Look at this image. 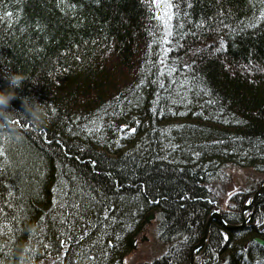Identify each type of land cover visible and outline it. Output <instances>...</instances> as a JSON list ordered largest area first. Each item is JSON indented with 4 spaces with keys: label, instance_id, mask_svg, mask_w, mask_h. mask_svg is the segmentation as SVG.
<instances>
[{
    "label": "trees",
    "instance_id": "trees-1",
    "mask_svg": "<svg viewBox=\"0 0 264 264\" xmlns=\"http://www.w3.org/2000/svg\"><path fill=\"white\" fill-rule=\"evenodd\" d=\"M0 91V264H124L152 213L189 264L264 185V0H0ZM250 211L197 264H264Z\"/></svg>",
    "mask_w": 264,
    "mask_h": 264
},
{
    "label": "rangeland",
    "instance_id": "rangeland-1",
    "mask_svg": "<svg viewBox=\"0 0 264 264\" xmlns=\"http://www.w3.org/2000/svg\"><path fill=\"white\" fill-rule=\"evenodd\" d=\"M236 178V172H232L228 178L218 179L210 184L214 195L217 197V202L221 203V205L218 204V207L229 203L232 189L239 186ZM156 223L157 221L154 217L148 222L146 229L136 237V244L127 254L124 264H144L148 261L151 262L164 253L165 244L157 235Z\"/></svg>",
    "mask_w": 264,
    "mask_h": 264
},
{
    "label": "water",
    "instance_id": "water-1",
    "mask_svg": "<svg viewBox=\"0 0 264 264\" xmlns=\"http://www.w3.org/2000/svg\"><path fill=\"white\" fill-rule=\"evenodd\" d=\"M263 192H264V185H261V187L257 190V192L255 194H253V196L244 204V206L242 208V219L243 220L241 223H239L240 226H244L247 224L248 219L251 215V213H249V209L257 203L259 196ZM154 217H155L154 213L150 214V216L148 217V222H150ZM214 221H219L226 228H233L234 227V224L228 223L224 220L220 210H218V209L213 210L206 220L203 236L201 237L199 243L196 244L191 251L189 264H197L199 251L204 246V244L207 242L209 235H210L211 225H212V222H214ZM255 240L264 248V238L255 237ZM133 243H134V241H133ZM134 246H135V243L133 245V248H134Z\"/></svg>",
    "mask_w": 264,
    "mask_h": 264
},
{
    "label": "clouds",
    "instance_id": "clouds-1",
    "mask_svg": "<svg viewBox=\"0 0 264 264\" xmlns=\"http://www.w3.org/2000/svg\"><path fill=\"white\" fill-rule=\"evenodd\" d=\"M22 77L20 76H12L9 79V87L15 88L21 85ZM15 94L12 91H0V114H5L6 110L10 104V101L14 98ZM39 108L33 109L31 113H29L34 119L37 117V112ZM7 118V117H6Z\"/></svg>",
    "mask_w": 264,
    "mask_h": 264
},
{
    "label": "snow or ice",
    "instance_id": "snow-or-ice-1",
    "mask_svg": "<svg viewBox=\"0 0 264 264\" xmlns=\"http://www.w3.org/2000/svg\"><path fill=\"white\" fill-rule=\"evenodd\" d=\"M154 2H158V0H154ZM165 7H166L167 9H170V8H171V4H166ZM9 15H10V14H9ZM165 16L167 17V21H170V20L172 19L171 14H170L169 12H167V11H165V12L163 13V15L161 16V19L163 20ZM167 21H165V23H167ZM133 131H135V130L133 129Z\"/></svg>",
    "mask_w": 264,
    "mask_h": 264
},
{
    "label": "bare ground",
    "instance_id": "bare-ground-1",
    "mask_svg": "<svg viewBox=\"0 0 264 264\" xmlns=\"http://www.w3.org/2000/svg\"><path fill=\"white\" fill-rule=\"evenodd\" d=\"M260 187H261V186H259V187L256 189V191L254 192V194L257 192V190H258ZM263 193H264V192H263ZM263 193H261V195H262ZM261 195H260V196H261ZM252 196H253V195H252ZM252 196H251V197H252ZM260 196H259V197H260ZM251 197H250V198H251ZM250 198H249V199H250ZM258 199H259V198H258ZM247 201H248V200H247ZM247 201H246V202H247ZM246 202H245V203H246ZM255 205H256V204H255ZM255 205H253V206H255ZM253 206H252V207H253ZM252 207H251V208H252ZM251 208H250V209H251ZM250 209H249V211H250ZM250 213H252V212L250 211ZM209 215H210V214H209ZM248 220H249V219H248ZM240 227H242V226H240L239 223H234V228H240ZM256 237H259V236H256ZM133 241H134V243L136 244L137 239H136V238H133V239H132V248H133V245H134Z\"/></svg>",
    "mask_w": 264,
    "mask_h": 264
}]
</instances>
